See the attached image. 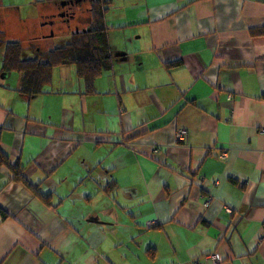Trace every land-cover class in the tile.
<instances>
[{
    "label": "crops",
    "instance_id": "0c3cea01",
    "mask_svg": "<svg viewBox=\"0 0 264 264\" xmlns=\"http://www.w3.org/2000/svg\"><path fill=\"white\" fill-rule=\"evenodd\" d=\"M63 1L0 16L31 39L93 21ZM105 2L95 78L21 90L0 46V264H264V0Z\"/></svg>",
    "mask_w": 264,
    "mask_h": 264
},
{
    "label": "trees",
    "instance_id": "16d2710c",
    "mask_svg": "<svg viewBox=\"0 0 264 264\" xmlns=\"http://www.w3.org/2000/svg\"><path fill=\"white\" fill-rule=\"evenodd\" d=\"M88 1L93 21L85 29L90 28L91 30L81 29L79 32H74L71 42L64 46L48 49L47 52H44V57L23 58L24 48L21 41L0 40V46L4 50L3 72L5 74L13 71L21 73V90L31 91L33 94L38 92L42 85L52 81L53 70L65 63H75L79 73L86 77L95 78L102 73L106 63V58L103 55L108 48V38L99 17L103 14L106 0ZM89 50L92 51L93 56L88 55ZM85 54L88 55L87 59L82 58ZM174 65L175 63L168 64L169 67ZM2 162H8V158L0 151V163ZM15 174V177L19 179L22 172L20 169H15Z\"/></svg>",
    "mask_w": 264,
    "mask_h": 264
},
{
    "label": "rangeland",
    "instance_id": "374dc122",
    "mask_svg": "<svg viewBox=\"0 0 264 264\" xmlns=\"http://www.w3.org/2000/svg\"><path fill=\"white\" fill-rule=\"evenodd\" d=\"M48 6V4H47ZM39 7L37 4H33L32 6L26 5L23 6L20 15L31 16L33 18L39 16ZM53 7V6H52ZM77 17L71 19L70 21H66L65 19L57 16L55 19V23L52 26L46 25L45 30L48 37H38L31 39L28 37V32L26 29L18 24H14L13 22H9L10 18L8 17L10 13H1L0 19H4L7 29L2 30L3 34L0 35V40H17L23 43L24 55L29 58L35 57H44V52H47L48 49L52 47L64 46L67 43L72 41V31L77 27L85 29L87 26V17H88V4H84L81 6H77ZM9 20V21H8ZM40 24H44L43 21H40ZM30 26V22L28 21L26 24ZM41 49V52H40ZM2 50L0 52V63L3 64V54Z\"/></svg>",
    "mask_w": 264,
    "mask_h": 264
},
{
    "label": "built area",
    "instance_id": "2783aa9c",
    "mask_svg": "<svg viewBox=\"0 0 264 264\" xmlns=\"http://www.w3.org/2000/svg\"><path fill=\"white\" fill-rule=\"evenodd\" d=\"M187 131L186 130H181L178 133V137L180 139H184L185 135H186ZM216 263H220L221 262V256L218 253H214L210 256Z\"/></svg>",
    "mask_w": 264,
    "mask_h": 264
},
{
    "label": "flooded vegetation",
    "instance_id": "af4514ba",
    "mask_svg": "<svg viewBox=\"0 0 264 264\" xmlns=\"http://www.w3.org/2000/svg\"><path fill=\"white\" fill-rule=\"evenodd\" d=\"M74 6L75 4H68L63 8V11H65L66 15L68 14L67 16H70V15L72 16V14L74 13L72 8H74ZM85 30H91V29L89 28Z\"/></svg>",
    "mask_w": 264,
    "mask_h": 264
},
{
    "label": "water",
    "instance_id": "95a60500",
    "mask_svg": "<svg viewBox=\"0 0 264 264\" xmlns=\"http://www.w3.org/2000/svg\"><path fill=\"white\" fill-rule=\"evenodd\" d=\"M67 2H68V1H65V0H64V1H63V5H65ZM71 3L74 4L75 1H74V0H71ZM61 15L64 16L65 14L62 13ZM76 32H79V29H76Z\"/></svg>",
    "mask_w": 264,
    "mask_h": 264
}]
</instances>
